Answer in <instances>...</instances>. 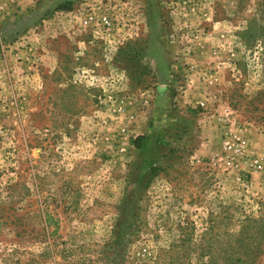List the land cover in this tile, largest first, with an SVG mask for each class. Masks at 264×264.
Returning a JSON list of instances; mask_svg holds the SVG:
<instances>
[{"label": "rangeland", "instance_id": "374dc122", "mask_svg": "<svg viewBox=\"0 0 264 264\" xmlns=\"http://www.w3.org/2000/svg\"><path fill=\"white\" fill-rule=\"evenodd\" d=\"M233 135L264 164V0H0V264H264Z\"/></svg>", "mask_w": 264, "mask_h": 264}, {"label": "built area", "instance_id": "2783aa9c", "mask_svg": "<svg viewBox=\"0 0 264 264\" xmlns=\"http://www.w3.org/2000/svg\"><path fill=\"white\" fill-rule=\"evenodd\" d=\"M85 24H99L100 26L110 27L111 21L108 16H97L95 13H89L84 19ZM225 161L228 165L233 164L236 159L245 158L257 171L264 170L262 159L258 157L251 148L250 142L246 137L231 136L227 137L224 145Z\"/></svg>", "mask_w": 264, "mask_h": 264}, {"label": "trees", "instance_id": "16d2710c", "mask_svg": "<svg viewBox=\"0 0 264 264\" xmlns=\"http://www.w3.org/2000/svg\"><path fill=\"white\" fill-rule=\"evenodd\" d=\"M138 147H140V146H138Z\"/></svg>", "mask_w": 264, "mask_h": 264}]
</instances>
